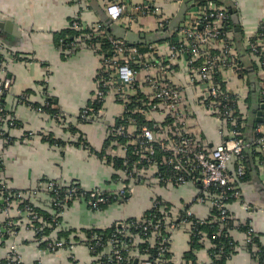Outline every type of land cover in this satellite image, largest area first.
Segmentation results:
<instances>
[{"label": "crops", "instance_id": "obj_1", "mask_svg": "<svg viewBox=\"0 0 264 264\" xmlns=\"http://www.w3.org/2000/svg\"><path fill=\"white\" fill-rule=\"evenodd\" d=\"M197 1L126 0L127 9L121 20L110 22L111 34L119 39H125L128 34L142 36L141 44L153 45L167 54V38L176 35L195 5H201ZM209 1L215 2L207 0L205 4ZM220 1L216 4L227 11L231 22L233 14L237 17L242 40H238L233 22L231 28L248 86L246 94L247 97L255 95L250 86L254 81L259 107L258 73L247 56L243 39L264 29V0ZM102 8L104 3L100 0H0V62L3 64L0 77L11 81L4 102L19 124L8 128L0 122L1 175L12 191L25 194L24 200L40 217L51 219L50 223L43 221L42 231L47 234L44 236L65 243L64 247L53 250L42 248L29 213L19 210L22 202L15 201L8 212V218H15L14 228L0 241V258H4L1 251L7 250L19 254L24 264H98L102 254L100 250H92L94 234L89 239L86 232L105 230L114 224L121 227L129 219L142 220L152 210L153 201L160 199L169 219L183 216L185 210L190 209L195 222L179 224L170 235L169 249L160 264H212V239L205 229L197 230L195 226L196 222L208 218L210 209L203 204L188 205L190 198L199 194L200 185L188 183L168 188L158 180L154 168L144 172L137 181L124 178L121 166L111 159H124L122 147L113 146L117 154L114 157L108 149L112 143L110 129L123 113L114 97L105 99L95 119L79 117L97 89L98 56L86 46L66 54L56 45V37L69 28L74 19L82 26L80 29L70 26L75 31L102 23L107 17ZM134 8H138L137 13ZM232 8L236 13H229ZM116 31L122 37L117 36ZM172 68L174 82L187 84L185 62L175 59ZM246 69L248 73H244ZM231 78L234 85L239 83L233 75ZM190 94H194L193 90ZM47 100L51 102L50 110L64 115L62 121L46 110ZM188 102L191 111L188 124L210 148L215 146L221 141L217 121L191 98ZM34 104L37 108H33ZM247 109L246 100L243 109L246 115ZM248 168L251 173L249 179L241 183V199L229 202L231 217L235 220L230 229L235 247L227 254L224 264H257L255 249L259 245L264 249V172L259 171L255 161ZM49 182L58 186L76 184L86 191L100 188L107 194L130 183L133 191L123 203L114 202L92 210L85 201L77 200L66 204L57 214L47 188ZM6 215H0V222ZM240 226L249 227L250 231ZM251 233L257 242L252 241ZM157 244L155 236L137 237L131 246L130 263L139 264L152 258L154 255L148 252H156ZM142 245L146 247L140 248ZM103 249L107 253L110 248Z\"/></svg>", "mask_w": 264, "mask_h": 264}, {"label": "built area", "instance_id": "obj_2", "mask_svg": "<svg viewBox=\"0 0 264 264\" xmlns=\"http://www.w3.org/2000/svg\"><path fill=\"white\" fill-rule=\"evenodd\" d=\"M100 1L105 5L107 18L118 23L126 12V0ZM112 8L118 9V13L113 14L110 11ZM134 12L137 13L138 8H134ZM228 23L227 11L209 1L204 5H195L179 26L174 40L165 43L169 51L167 54L153 45H129L125 39L110 34L107 26L101 23L92 24L86 34L75 38L65 48L60 46L66 54H73L86 46L98 56L97 89L91 103L102 106L105 99L112 96L122 106L119 121L110 129L109 139L112 143L108 149L110 156L114 157L117 154L113 146L122 147L124 159L121 170L124 178L137 181L144 172L154 168L158 180L168 188L188 183L199 184V194L191 197L188 205L203 204L209 207L210 215L205 222L218 226L215 237L232 219L229 202L241 199L240 187L247 167L245 150L254 151L255 165L260 172H264V117L253 131L255 136L249 141L245 140L243 128L246 112L243 109L246 107L248 86L233 29ZM71 26L76 29L82 27L78 19L72 20ZM103 39H107L110 45L108 50L102 48ZM243 42L247 46V56L257 70L258 92L261 103H264V29H259ZM175 59L185 62L187 84L174 82L172 67ZM2 66L0 62V69ZM232 75L239 82L237 85L233 84ZM10 86V79L0 77V122L8 128H15L18 127L16 117L4 100L2 102ZM190 90H193V95ZM189 98L217 121L221 141L211 148L188 124L191 113ZM22 99L27 102L24 96ZM46 105L50 106L49 101ZM99 111L100 107L95 109L90 104L79 117L95 119ZM53 116L58 121L64 118L58 110ZM138 117L143 118L142 123ZM129 158L135 160L130 162ZM1 169L0 215L7 214L6 219L0 222V237L3 238L14 228L15 218H8V212L15 201H24L25 194L9 188L2 178ZM47 188L52 196V205L61 211L67 202L77 200L85 201L92 210H99L101 206L114 202L123 203L133 191L130 183L108 194L100 188L86 191L76 184L58 186L49 182ZM18 209L28 212L32 222L39 223L40 227H33L36 233H41L44 220L32 210L30 203H24ZM152 210L155 212L153 216L126 222L107 242L94 234L91 238L94 244L92 250L99 249L102 254L98 264H131V246L140 235L155 236L158 244L156 256L139 264H160L169 249L170 235L179 224L195 223L190 209H186L183 216L169 219L160 199L153 201ZM226 235L235 243L230 230ZM38 242L45 243L50 249L62 248L65 244L61 240H48L44 234L38 238ZM103 248L110 249L104 253ZM223 254L221 248L212 255V263L213 260H220ZM4 258L7 264H24L14 251H9Z\"/></svg>", "mask_w": 264, "mask_h": 264}, {"label": "trees", "instance_id": "obj_3", "mask_svg": "<svg viewBox=\"0 0 264 264\" xmlns=\"http://www.w3.org/2000/svg\"><path fill=\"white\" fill-rule=\"evenodd\" d=\"M207 0H198L197 2V4H201V5H204L205 4V2H206ZM220 0H215V3H219L220 4ZM103 9V8H102ZM104 11H105V5H104V9H103ZM232 13H236V10H235V8H232ZM102 25H103V22L101 23ZM107 25H109V24H107ZM228 25L230 26V27H232V22H231V19L229 18V23H228ZM70 26H71V22H70V24H69V28H67V29H65V30H63V31H61L58 35H57V37H56V45H59V46H63L64 48L69 44V43H71L76 37H79V36H81L82 34L84 35V34H86L87 32H88V28L87 29H82V31H75V30H72L71 28H70ZM261 29H263V28H260V30ZM108 31V30H107ZM109 32V31H108ZM110 34H111V32H109ZM237 37H238V40L239 39H241V32H238L237 34ZM82 37V36H81ZM174 38H175V36H170L169 38H167V41H173L174 40ZM242 40V39H241ZM240 40V41H241ZM239 41V42H240ZM86 43H88V41H86ZM102 48L104 49V50H108L109 48H110V45H109V43H108V41H107V39H103L102 40ZM251 71V70H250ZM244 73H248L247 72V69H246V71H244ZM253 82V83H252ZM252 82H250V86L253 88V93L255 94V95H252V94H249L248 95V97H247V115H246V120H245V126H244V128H243V137H244V139L245 140H247V141H249L252 137H254L255 136V134H254V129H255V127H256V125L258 124L255 120H254V118H255V111L257 110V107H258V98H257V95H256V93H257V91L255 90V87H254V81H252ZM5 97V96H4ZM3 100H4V98L2 99V102H3ZM48 101V100H47ZM50 103V105H51V102H49ZM29 104V103H28ZM92 105L95 109H98L99 107H100V105H97L96 103H94V104H92L91 102L88 104V105ZM31 105V104H30ZM87 105V106H88ZM33 106V105H32ZM34 107L35 108H37L36 107V104H34ZM42 107V106H41ZM45 107V106H44ZM43 109V108H42ZM51 108H50V106H47L46 107V110H49L50 111V113L51 114H56L57 113V110H50ZM138 120L142 123L143 122V118L142 117H138ZM17 123V125L19 126V124H18V122H16ZM82 144H83V146H86L87 147V144L85 143V141L83 140V138L81 139L80 138V140H79ZM254 151L253 150H251V149H247V150H245V152H244V158H245V162H246V166H247V168H246V174H245V176H244V178H243V181L245 182V181H247L248 179H249V175H250V173H251V171L249 170V168L248 167H250L252 164H253V162L255 161V158H254ZM113 161H114V163H115V165H119V166H121L122 167V165H123V160H116V159H114V158H111ZM133 160H135V158H129V161L131 162V161H133ZM1 167V166H0ZM253 167H251L250 169H252ZM71 202H73V201H69V202H67V205L69 204V203H71ZM23 204L24 203H28V201H26V200H24L23 202H22ZM23 204H21V205H23ZM20 205V206H21ZM30 206H31V204H30ZM32 207V206H31ZM103 206H101L100 208H102ZM33 208V207H32ZM33 210V209H32ZM36 211V210H35ZM61 210H60V208H58V210H57V213H59ZM155 212L153 211V210H151V211H148L145 215H144V219H146V218H150L151 216H153V214H154ZM44 221H47L48 223H50V220L51 219H48V218H42ZM129 222L130 221H135V220H133V219H129L128 220ZM234 221L235 220H233V218L232 219H230L229 221H228V224L225 226V229H222L223 231H221V233H220V235L219 236H217V237H215V233L217 232V230H218V226L216 225V224H208V223H206L205 222V220L203 221V222H196V224H195V226H196V229L198 230V229H205L208 233H209V236L211 237V239H212V242H213V244H214V248L211 250V252H212V254L211 255H214L216 252H218L221 248H222V250H224V254H223V256H222V258L220 259V260H218V261H216V260H213V263L212 264H224V261H225V259H226V257H227V254H229L231 251H232V249H233V245L235 244V243H233V241L229 238V236L228 235H226V232H227V230H230V229H232L234 226H233V223H234ZM118 225L119 224H114V225H112L111 227H109V228H107V229H105V230H90V231H87L86 232V234H87V236L89 237V239H90V237L93 235V234H96V235H100L101 236V238H102V240H104L105 242H107V240L108 239H110L111 238V236L115 233V231L116 230H118V229H120V227H118ZM33 226L35 227H37V226H39L40 227V225H39V223H37V222H33ZM240 228L241 229H243V230H249V227H245V226H240ZM45 230V229H44ZM42 234H44V235H47L46 234V232H44V231H42L41 233L39 232V233H37L36 234V237L37 238H39ZM142 235H140V237H141ZM252 238L254 237V235L251 233V235H250ZM5 237H7V234L6 235H4L3 236V238H5ZM144 239H146L147 237H148V235L147 236H142ZM252 241H254V242H257V239H254L253 238V240ZM232 242V243H231ZM41 245V247L42 248H47V246H46V244L45 243H41L40 244ZM146 246H144V245H142V246H140V248H145ZM257 248V251L254 253V257L256 258V261H257V264H264V249H263V247H261V245H259V246H257L256 247ZM47 249H50V248H47ZM50 250H53V248L52 249H50ZM99 249H97L96 251H98ZM95 253H98V252H95ZM148 253H150L151 255L153 254L154 256H156V252L155 251H152V250H149V252ZM215 261V262H214ZM7 259H5V258H0V264H7ZM109 264H115V263H109Z\"/></svg>", "mask_w": 264, "mask_h": 264}, {"label": "water", "instance_id": "obj_4", "mask_svg": "<svg viewBox=\"0 0 264 264\" xmlns=\"http://www.w3.org/2000/svg\"><path fill=\"white\" fill-rule=\"evenodd\" d=\"M191 5H193V2L191 3ZM229 13H231L232 14V11L231 10H229ZM111 21L109 20V18H105L104 20H103V25L104 26H107V29H108V31L109 32H112V26H111V23H110ZM232 22H233V25H234V27H235V31L236 32H238L239 31V27H238V23H237V17H236V15L235 14H233L232 15ZM107 24H109V25H107ZM0 26H2L1 24H0ZM117 36H119V37H122V35H120L117 31L116 32H114ZM125 40L128 42V44L129 45H132V44H141V43H143L144 42V37H139V36H133V35H127L126 37H125ZM252 92H253V90H252ZM259 101H261V99L259 100ZM255 118H254V120L257 122V123H260V122H262V120H263V117H264V103H260L259 104V107L257 108V110L255 111Z\"/></svg>", "mask_w": 264, "mask_h": 264}, {"label": "rangeland", "instance_id": "obj_5", "mask_svg": "<svg viewBox=\"0 0 264 264\" xmlns=\"http://www.w3.org/2000/svg\"><path fill=\"white\" fill-rule=\"evenodd\" d=\"M2 239H3V238L0 237V241H1ZM0 246H2V245H0ZM1 252H2V255L5 257V255H6L9 251L5 250V251H1Z\"/></svg>", "mask_w": 264, "mask_h": 264}, {"label": "clouds", "instance_id": "obj_6", "mask_svg": "<svg viewBox=\"0 0 264 264\" xmlns=\"http://www.w3.org/2000/svg\"><path fill=\"white\" fill-rule=\"evenodd\" d=\"M110 11L113 13V14H116V13H118V9H116V8H112V9H110Z\"/></svg>", "mask_w": 264, "mask_h": 264}]
</instances>
